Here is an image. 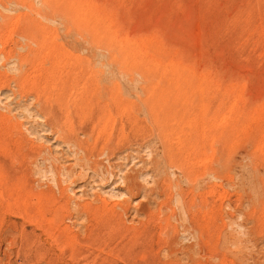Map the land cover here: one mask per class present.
Wrapping results in <instances>:
<instances>
[{
  "label": "rangeland",
  "instance_id": "1",
  "mask_svg": "<svg viewBox=\"0 0 264 264\" xmlns=\"http://www.w3.org/2000/svg\"><path fill=\"white\" fill-rule=\"evenodd\" d=\"M0 164V264H264V0H0Z\"/></svg>",
  "mask_w": 264,
  "mask_h": 264
},
{
  "label": "bare ground",
  "instance_id": "2",
  "mask_svg": "<svg viewBox=\"0 0 264 264\" xmlns=\"http://www.w3.org/2000/svg\"><path fill=\"white\" fill-rule=\"evenodd\" d=\"M87 110V109H86ZM53 114V113H52ZM64 116V115H63ZM51 117V116H50ZM49 117V118H50ZM56 117V116H55ZM46 118H48V117H46ZM62 118V117H61ZM61 118H59V116H57V119H60V125L62 124V121L61 120H63V119H61ZM89 118V117H88ZM55 119V118H54ZM53 119V120H54ZM56 119V120H57ZM68 119V118H67ZM51 120V119H50ZM52 120V121H53ZM81 120V119H80ZM84 120V119H83ZM49 121V120H48ZM57 123V122H56ZM69 123V122H68ZM71 124V123H70ZM87 124H89V123H87ZM86 124V125H87ZM63 125V124H62ZM72 126V125H71ZM61 128H63L62 126H60ZM83 127V126H82ZM86 127V126H85ZM53 129V128H52ZM56 129V128H55ZM60 129V128H59ZM64 129V128H63ZM84 129V128H83ZM82 129V130H83ZM64 130H67V129H64ZM64 130H62L63 132H64ZM86 130H87V128H86ZM97 130V129H96ZM85 131V130H84ZM83 131V132H84ZM91 131V130H90ZM53 132H55V134H58V132H60V131H56V130H54ZM52 132V133H53ZM62 132V136H61V138H63L65 141H67L68 143H72L75 147H77L78 149H79V151L81 152V153H83V155L81 156L82 157V160L84 161H86V162H88V163H91V161L93 160V157H94V153L92 152V151H88L86 148H85V143L83 144V143H81L79 140H78V137L77 136H75L74 134H76V132L74 131V134L73 135H71L70 133H66V132H64L63 133ZM69 132V131H68ZM71 132H73V131H71ZM86 132V131H85ZM80 133V132H79ZM93 133V132H92ZM78 134V133H77ZM90 134V133H89ZM95 140V139H94ZM87 146H89V145H87ZM88 148V147H87ZM106 150V149H105ZM111 151V150H110ZM99 153V152H98ZM32 154V153H31ZM31 154H27L24 158H22L23 159V161L25 160V159H32V158H34L35 157V154H32L33 155V157H32V155ZM37 155V154H36ZM77 155V154H76ZM100 156V155H99ZM98 157V156H97ZM21 159V160H22ZM29 159V160H30ZM28 161V160H27ZM27 161H25V162H27ZM23 163V164H26V163ZM6 164V163H5ZM21 164H22V162H21ZM28 164V163H27ZM92 164V167H94V169H96L95 167L98 165V163L97 162H93V163H91ZM1 165V164H0ZM2 166V165H1ZM53 168H55V167H53ZM56 168H57V166H56ZM93 169V168H92ZM0 191H2V193H3V195L5 196V198H6V200H8V201H10L12 204H13V206H14V209H15V211H17V213L18 214H20L21 216H27V214L29 213V208H28V205L27 204H24L23 203V200L21 199V198H19V197H17V196H15L14 195V193H15V191H16V185L14 184V182L11 180V173H13V170H12V167L11 166H8V165H5L4 167L2 166V169L0 168ZM30 169H27V171H29ZM27 171H25L26 173H27ZM57 171V170H56ZM94 171V170H93ZM55 172V171H54ZM30 173V172H29ZM27 181L29 182V183H31V179H30V177H28V179H27ZM134 183V182H133ZM32 184V183H31ZM129 184H127V186H128ZM129 188V187H128ZM132 188H134V186L132 187ZM132 188H129L130 190H133ZM1 196V195H0ZM3 201V200H2ZM2 201H0V221L2 220V221H4V228H3V226H1V229H0V232L1 233H3V231L5 230V229H11V230H14V229H16L17 227L14 225V224H11L10 222H9V219H8V215H10V208L9 207H7V206H5L4 207V205L2 204ZM187 203V202H186ZM184 206V205H183ZM22 231H21V237H23V240L21 241V245L22 246H26L27 245V243H28V241H29V235L26 233V231L24 230V229H21ZM0 233V234H1ZM0 240H1V238H0ZM1 243V242H0ZM1 247V246H0Z\"/></svg>",
  "mask_w": 264,
  "mask_h": 264
}]
</instances>
